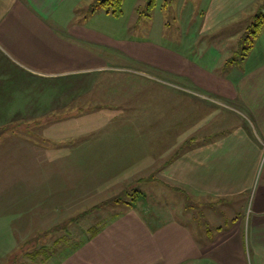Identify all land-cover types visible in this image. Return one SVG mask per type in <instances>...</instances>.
I'll list each match as a JSON object with an SVG mask.
<instances>
[{"label": "rangeland", "instance_id": "rangeland-1", "mask_svg": "<svg viewBox=\"0 0 264 264\" xmlns=\"http://www.w3.org/2000/svg\"><path fill=\"white\" fill-rule=\"evenodd\" d=\"M213 1L158 0L148 10L145 0H126L123 16L116 18L98 0H86L80 22L87 14L97 39L93 47L86 46L95 60L89 66L99 68L47 79V92H26L22 106L17 105L20 96L0 94L4 106L14 103L15 110L24 111H13L12 124L6 120L7 127L0 126V264H60L87 242L91 228L107 226L139 207L156 209L166 220L190 222L183 215L185 197L154 186L148 125L158 126L155 135L175 125L170 138L181 142L189 133L179 125L186 110L195 117L204 106L236 105L220 93L237 92L219 74L228 68H234L231 74L248 75L250 89L242 83L240 92H264V47L237 49L236 43L257 9L253 12L246 0L235 7V0H227V18ZM227 23L230 29L219 32ZM242 23L240 32L232 31ZM102 40V48L95 45ZM159 100L165 106L170 101L169 115L154 105ZM195 125L193 133L199 134V122ZM177 175L182 184V170ZM139 189L146 193V206L138 200L130 207L126 202ZM249 197L252 207L255 193ZM193 206L191 213L197 220L202 213L213 233L233 218L223 204L205 210ZM217 209L221 224L212 221ZM40 250L35 258L33 252Z\"/></svg>", "mask_w": 264, "mask_h": 264}, {"label": "crops", "instance_id": "crops-1", "mask_svg": "<svg viewBox=\"0 0 264 264\" xmlns=\"http://www.w3.org/2000/svg\"><path fill=\"white\" fill-rule=\"evenodd\" d=\"M85 1L0 0L1 96H20L22 99L16 104L22 106L26 92H47L44 84L47 79L71 77L99 68L89 66L95 60H90L93 55L86 46L93 47L97 39L95 32H91L87 14L80 22L79 10ZM226 1L216 0V5H220L217 12L228 18L223 10ZM246 1V5L253 4V12L264 2ZM239 4L240 0H235L233 5ZM242 25L232 31L240 32ZM229 26L230 23L222 24L218 31L227 32ZM240 38L236 42L237 49L242 48ZM95 45L102 48L105 44ZM263 45L262 30L254 47L263 48ZM233 62L234 58L225 63ZM232 69L219 74L228 79L237 92L220 93L236 105L204 106L195 117L193 110H186L187 115L179 122V125L183 123L184 132H189L183 141L174 142V138H170L175 136V125L169 124L165 134L157 135L155 122L148 125L153 138L151 148L147 149L155 156L153 164H156L155 175H152L156 178L154 186H166L170 194L181 193L186 200L183 215L191 223L182 217L166 220L162 212L153 208L139 207V212L129 210L100 228L60 264H264V92H240L237 86L244 83L250 89V80L246 73L231 74ZM9 104L0 103L2 127H7L6 120L12 124L13 111L24 112L22 108L15 110L14 103ZM165 104L159 100L154 105L168 112L170 101H167L168 106ZM195 119L199 122V134L193 133L191 128L197 125ZM179 170L184 177L182 184L177 179ZM165 176L169 184L164 183ZM253 193L255 198L250 207L248 198ZM147 200L140 205L146 206ZM194 204H199L203 210V206L223 204L224 212H232L233 218L227 224L218 225L213 233L205 226L202 213L198 220L191 213ZM215 211L212 221L221 224L219 217L223 215L218 209Z\"/></svg>", "mask_w": 264, "mask_h": 264}, {"label": "trees", "instance_id": "trees-1", "mask_svg": "<svg viewBox=\"0 0 264 264\" xmlns=\"http://www.w3.org/2000/svg\"><path fill=\"white\" fill-rule=\"evenodd\" d=\"M98 1H99L100 6H102L105 10L108 11L109 14H112L114 17L120 18L123 16L124 4L126 0H98ZM145 1H146V4H145L146 8L148 10H152L154 9L158 0H145ZM263 28H264V2L258 7L256 14L252 18V21L245 28L244 33L242 34L240 38L242 49H245V50L253 49ZM244 55L246 54H243L242 56ZM145 199H146V193L143 190H140V189L134 190L132 200H130L129 202H126V204H128L130 207L135 208L137 206L136 203L138 202V200L140 203L141 201H145ZM119 200L120 198L118 199V201ZM90 230L92 233L89 236V238L100 231V226L98 228L96 226V228H91ZM39 254L40 255L42 254L41 250L37 252H33L32 255L35 258H37Z\"/></svg>", "mask_w": 264, "mask_h": 264}]
</instances>
